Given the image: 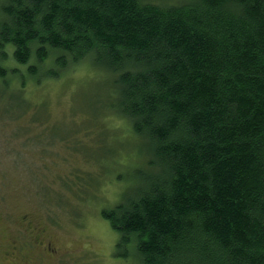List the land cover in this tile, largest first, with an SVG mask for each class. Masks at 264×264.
<instances>
[{
  "label": "trees",
  "instance_id": "trees-1",
  "mask_svg": "<svg viewBox=\"0 0 264 264\" xmlns=\"http://www.w3.org/2000/svg\"><path fill=\"white\" fill-rule=\"evenodd\" d=\"M87 59L103 75L97 102L137 139L114 168L124 190L101 211L121 255L264 264V0H2V116L26 108L40 130L46 104L28 88ZM69 129L36 133L53 146Z\"/></svg>",
  "mask_w": 264,
  "mask_h": 264
},
{
  "label": "rangeland",
  "instance_id": "rangeland-1",
  "mask_svg": "<svg viewBox=\"0 0 264 264\" xmlns=\"http://www.w3.org/2000/svg\"><path fill=\"white\" fill-rule=\"evenodd\" d=\"M90 62L70 68L57 84L30 85L31 96L36 90L34 98L46 104L45 117L34 124L40 130L31 126L33 113L26 108L19 120L0 114V264H24L23 255L33 264H138L133 249L121 255L119 235L101 216L124 190L114 168L124 169L119 163L134 156L137 139L124 119L97 102L102 96L95 93L106 91ZM58 123L71 135L50 146L51 132H36ZM79 176L80 182L94 181L88 192L69 188ZM47 243L57 255L46 253Z\"/></svg>",
  "mask_w": 264,
  "mask_h": 264
},
{
  "label": "flooded vegetation",
  "instance_id": "flooded-vegetation-1",
  "mask_svg": "<svg viewBox=\"0 0 264 264\" xmlns=\"http://www.w3.org/2000/svg\"><path fill=\"white\" fill-rule=\"evenodd\" d=\"M44 250L46 251V253L50 254L51 256L57 255L56 250L52 246V243H47V245L44 246ZM22 258L24 264H33L32 260L28 258L26 255H23Z\"/></svg>",
  "mask_w": 264,
  "mask_h": 264
}]
</instances>
